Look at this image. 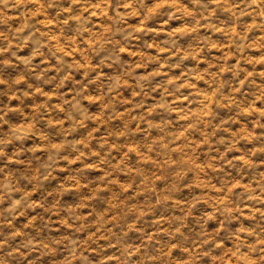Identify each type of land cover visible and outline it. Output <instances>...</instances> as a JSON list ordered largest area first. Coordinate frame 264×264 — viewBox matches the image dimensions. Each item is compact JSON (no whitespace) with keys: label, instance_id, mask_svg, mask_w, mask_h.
<instances>
[{"label":"clouds","instance_id":"1","mask_svg":"<svg viewBox=\"0 0 264 264\" xmlns=\"http://www.w3.org/2000/svg\"><path fill=\"white\" fill-rule=\"evenodd\" d=\"M0 264H264V0H0Z\"/></svg>","mask_w":264,"mask_h":264}]
</instances>
